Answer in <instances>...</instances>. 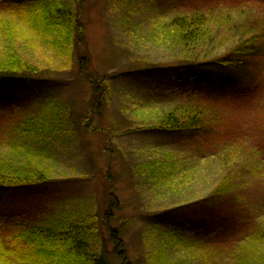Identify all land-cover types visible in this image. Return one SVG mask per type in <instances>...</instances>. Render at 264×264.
I'll return each instance as SVG.
<instances>
[{
	"label": "rangeland",
	"instance_id": "rangeland-1",
	"mask_svg": "<svg viewBox=\"0 0 264 264\" xmlns=\"http://www.w3.org/2000/svg\"><path fill=\"white\" fill-rule=\"evenodd\" d=\"M80 3L88 36L87 68L57 55L36 36L22 33L15 40L17 50L54 83L41 96L35 92L34 100L28 97L29 89L2 90L10 101L0 102V158L10 153L37 159L16 143L11 147L8 134L28 143L19 135L21 127L29 117L44 114L50 98L68 106L71 121H77L76 134L54 136L45 146V142L29 141L27 145L42 155L55 181L46 189L0 191V212L13 213L25 224L48 226L78 213L98 211L100 239L112 250L109 228L120 225L124 256L132 264L157 259L161 254L154 255L161 243L171 248L162 260L172 257L181 264H264V241L259 238L264 227V57L247 78L229 71L219 74L222 79H238L232 91L197 87L180 92L175 82L167 89L162 82L173 78L169 74L118 77L151 64L173 65L186 57L168 25L171 18L211 15L206 42L192 50L200 59H208L235 45L253 25H264V0ZM87 73L98 76V82L105 79L111 89L101 116L91 123L96 131L82 124L89 114L94 116V91L86 81ZM190 102L217 113L218 122L208 132L164 134L149 128L170 109ZM157 161L163 163L156 173L143 169L144 164ZM226 175L232 178L231 186L222 198L210 205L199 203ZM111 188L120 207L106 217ZM174 223L183 225L187 242L181 245H173L164 235ZM108 258L110 264H123L118 253Z\"/></svg>",
	"mask_w": 264,
	"mask_h": 264
},
{
	"label": "trees",
	"instance_id": "trees-1",
	"mask_svg": "<svg viewBox=\"0 0 264 264\" xmlns=\"http://www.w3.org/2000/svg\"><path fill=\"white\" fill-rule=\"evenodd\" d=\"M81 5L80 0H0L2 31L0 48L6 50V52L0 50L1 103L10 101L5 96V90L29 89L28 97L34 100L38 97L35 92L41 96L44 90L54 83L41 67L26 59L17 50L15 40L23 35L22 33L29 37L36 36L41 43L50 46L57 55L66 56L70 63L74 59L73 64L76 62L80 69L88 67V36ZM3 12L8 13L3 14ZM80 15L81 19L78 18ZM210 17L211 15L208 16L206 13H194L190 16L178 15L171 18L168 25L173 32L176 45L186 52V57L177 60L173 65L151 64L135 72L119 73L118 77L136 76L140 73L152 78L166 77L169 74L173 78L167 79L173 80L172 83L169 84L167 79L162 82L167 89H171L172 85L175 86V82L180 92L185 88L197 87L205 88L210 92L230 91L229 88L232 91L237 87L238 79H222L219 74L229 71L238 77L247 78L259 69L261 59L264 57V25L260 28L258 24L253 25L248 35L240 38L226 51L208 59L206 57L200 59L201 55H194L193 51L206 42ZM21 25L25 26L27 31L20 29ZM28 36L26 37L29 40ZM34 44L31 43L32 46ZM98 80V76L86 74V81L94 91L91 109L95 117L89 114L82 124L92 131H96V128H92L91 123H95L94 119L101 116V109L104 108L108 93L111 91L109 82L107 83L105 79L100 82ZM46 108L44 114L29 117L22 125V132H19V135L25 136L28 143H22L19 136L8 134L11 147L16 143V147L27 149L37 159H21L10 153L4 155V159L0 158V191L33 187L46 189L55 181L54 176L43 165L42 155L37 154L38 151L27 144H31L29 141L45 142V146L54 136L72 137L76 134L74 121H77L73 118V122L71 121L68 106H61L53 98L47 101ZM217 122L218 115L212 109L197 102H190L170 109L162 119L149 128L164 134L190 132L200 135L208 132ZM162 163L161 161L147 163L144 164L143 169L156 173L158 165ZM231 179L230 175H226L218 187L199 200V203L210 205L213 201L222 198L231 186L228 185ZM108 196L110 201L105 212L106 217L113 215L114 208L120 207L119 199L113 195L112 188ZM101 218L98 211L83 212L43 226L34 223L25 224L22 220H17L13 213L0 212V264H110L108 255L113 253L121 255L123 264H132L124 256L125 242L120 225L109 228L110 238L114 242L112 250L100 239L102 238ZM182 227V224L174 223L166 230L164 235L172 239L173 245L187 242ZM259 238L264 241V227ZM158 248L159 251L154 257L158 254L161 256L157 259L153 258L152 261L146 259L137 263L181 264L172 257L162 260V257L170 253V246L161 243Z\"/></svg>",
	"mask_w": 264,
	"mask_h": 264
},
{
	"label": "bare ground",
	"instance_id": "bare-ground-1",
	"mask_svg": "<svg viewBox=\"0 0 264 264\" xmlns=\"http://www.w3.org/2000/svg\"><path fill=\"white\" fill-rule=\"evenodd\" d=\"M77 17H78V16H77ZM78 18H80V19H81L82 17H81V16H79Z\"/></svg>",
	"mask_w": 264,
	"mask_h": 264
}]
</instances>
